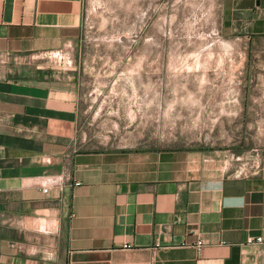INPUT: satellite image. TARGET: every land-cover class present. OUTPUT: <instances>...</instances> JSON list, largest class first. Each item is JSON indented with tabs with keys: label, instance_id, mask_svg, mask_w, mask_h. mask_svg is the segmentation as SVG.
<instances>
[{
	"label": "crops",
	"instance_id": "0c3cea01",
	"mask_svg": "<svg viewBox=\"0 0 264 264\" xmlns=\"http://www.w3.org/2000/svg\"><path fill=\"white\" fill-rule=\"evenodd\" d=\"M219 1L222 32L264 36V0ZM85 2L0 0L21 58L0 63V264H264V156L241 175L228 150L93 146L76 67L23 60L74 42Z\"/></svg>",
	"mask_w": 264,
	"mask_h": 264
},
{
	"label": "rangeland",
	"instance_id": "374dc122",
	"mask_svg": "<svg viewBox=\"0 0 264 264\" xmlns=\"http://www.w3.org/2000/svg\"><path fill=\"white\" fill-rule=\"evenodd\" d=\"M219 3L86 0L66 49L93 146L215 148L227 172L260 168L264 36L222 32Z\"/></svg>",
	"mask_w": 264,
	"mask_h": 264
},
{
	"label": "built area",
	"instance_id": "2783aa9c",
	"mask_svg": "<svg viewBox=\"0 0 264 264\" xmlns=\"http://www.w3.org/2000/svg\"><path fill=\"white\" fill-rule=\"evenodd\" d=\"M38 59H45L47 61H50L55 64H62V65H68L71 64V58L67 52L66 48H62L59 51L56 52H43L40 54H31L28 57L24 58L23 60H28V61H33V60H38ZM20 57H14L10 56L9 54H0V63H7L8 61H13V62H18L20 61ZM78 183H76L77 185ZM43 192H47V188H43ZM262 238L261 237H248L247 242L248 243H254V242H261ZM197 246L200 248L202 246V241H197Z\"/></svg>",
	"mask_w": 264,
	"mask_h": 264
}]
</instances>
